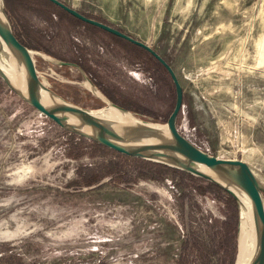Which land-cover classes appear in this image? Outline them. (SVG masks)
<instances>
[{
  "label": "rangeland",
  "instance_id": "1",
  "mask_svg": "<svg viewBox=\"0 0 264 264\" xmlns=\"http://www.w3.org/2000/svg\"><path fill=\"white\" fill-rule=\"evenodd\" d=\"M60 1L171 65L183 137L264 172V0ZM5 9L28 47L84 65L118 106L165 123L174 88L145 51L43 0ZM36 69L64 98L104 106L75 69ZM205 185L65 134L0 80V264H235L236 209Z\"/></svg>",
  "mask_w": 264,
  "mask_h": 264
},
{
  "label": "water",
  "instance_id": "2",
  "mask_svg": "<svg viewBox=\"0 0 264 264\" xmlns=\"http://www.w3.org/2000/svg\"><path fill=\"white\" fill-rule=\"evenodd\" d=\"M46 1L78 21L122 39L154 58L173 85V108L165 123L160 125L116 105L98 90L78 64L55 59L21 43L7 15L5 0H0V80L7 89L63 131L122 156L200 178L222 190L233 199L238 220L241 209L248 218L251 251L242 264H264V172L238 159L217 158L178 132L183 89L171 65L152 47L109 24L87 17L60 0ZM36 59L75 69L86 90L104 106L91 109L64 98L52 89L45 76L39 74ZM105 106L116 108L118 112L107 113ZM141 125L150 127L140 128Z\"/></svg>",
  "mask_w": 264,
  "mask_h": 264
},
{
  "label": "bare ground",
  "instance_id": "3",
  "mask_svg": "<svg viewBox=\"0 0 264 264\" xmlns=\"http://www.w3.org/2000/svg\"><path fill=\"white\" fill-rule=\"evenodd\" d=\"M88 87V85H87ZM92 91L97 93L96 89L91 87ZM104 111L107 113H116L118 110L111 106H105ZM150 125H141L140 128H148ZM237 257L235 264H242L251 251V238L249 233V223L245 212L241 209L240 220L238 225Z\"/></svg>",
  "mask_w": 264,
  "mask_h": 264
},
{
  "label": "trees",
  "instance_id": "4",
  "mask_svg": "<svg viewBox=\"0 0 264 264\" xmlns=\"http://www.w3.org/2000/svg\"><path fill=\"white\" fill-rule=\"evenodd\" d=\"M43 1H45V2H47L46 0H43ZM48 4H50V5H52L51 3H49V2H47ZM52 6H54V5H52ZM59 9V8H58ZM92 27V26H91ZM15 33V32H14ZM15 35H16V33H15ZM16 37L18 38V40L21 42V43H23L24 45H26L27 47H28V45H27V43H25L24 41H22L17 35H16ZM139 49V48H138ZM146 53V52H145ZM148 54V53H147ZM149 55V54H148ZM154 59V58H153ZM155 60V59H154ZM155 62L158 64V62L155 60ZM159 65V67H161V65L160 64H158ZM79 66L83 69V70H85L86 71V68L84 67V65L82 66L81 64H79ZM162 68V67H161ZM163 69V68H162ZM164 70V69H163ZM165 71V70H164ZM105 96L109 99V100H111L113 103H115V101L110 97V96H108L107 94H105ZM116 104V103H115ZM117 105V104H116ZM121 107V106H120ZM65 134H68V135H70V136H73V137H77V136H75V135H73V134H71V133H69V132H66V131H63ZM78 138H80V137H78ZM120 155V154H119ZM132 159V158H131ZM165 169H169V168H166L165 167ZM170 170V169H169ZM171 171H173V172H177V171H175V170H172L171 169ZM188 176V178L190 179V181H191V183H192V187L195 189V190H200L201 189V187H202V185H203V183H206V185H205V187L207 188V189H209V193L210 194H215L214 192H216V193H223V195H224V197H223V201L226 203V205L227 206H229V203H228V201H231L233 204H234V207H235V209H236V205H235V203H234V201H233V199L231 198V197H229L226 193H224V192H222L220 189H218L216 186H214V185H212V184H210L209 182H207V181H204V180H202V179H200V178H197V177H193V176H190V175H187ZM217 195V194H216ZM236 213H237V209H236Z\"/></svg>",
  "mask_w": 264,
  "mask_h": 264
}]
</instances>
